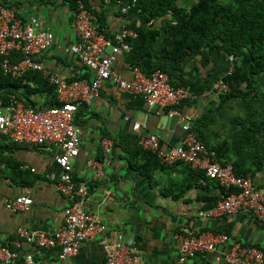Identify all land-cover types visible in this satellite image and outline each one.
<instances>
[{"label":"crops","instance_id":"0c3cea01","mask_svg":"<svg viewBox=\"0 0 264 264\" xmlns=\"http://www.w3.org/2000/svg\"><path fill=\"white\" fill-rule=\"evenodd\" d=\"M10 1L17 15H33L41 29L53 31L52 44L38 56L49 71L64 79L86 82L93 79V71L66 50L77 40L71 25L75 9L67 0ZM86 1L94 16L100 17L104 33L112 35L127 26L128 17L118 10L116 3ZM196 1L177 0V4L187 8ZM228 57L226 52L212 49L207 58L193 52L174 62L161 57L157 42L150 61L155 65L165 61L171 66V82L187 88L191 94L183 102L182 111L195 120L217 106L218 94L211 91V85L231 70ZM131 68L127 53L119 55L112 65L113 71L125 79L131 77ZM29 85L34 84L29 82ZM50 96L45 91L31 98L35 107L42 109ZM75 122L81 128V135L72 174L76 180L88 183L90 197L85 208L101 216L105 230L86 240L76 254L59 264H104L107 250L117 241L119 233L125 241L134 242L132 264H228L224 252L234 242L259 248L264 253V222L246 211L214 213L217 201L233 189L224 188L203 170L184 162L154 166L152 159L130 155L129 149L142 148L138 135H157L165 149L182 143L184 132L178 119L168 116L165 109L149 106L142 95L119 87L109 78L90 103L79 107ZM134 122L140 123L139 131L133 130ZM206 132L212 145L226 138L219 126L212 125ZM133 135L135 141L130 138ZM57 152L58 149L49 145L16 143L0 134V243L14 239L19 226L51 233L61 225L69 198L58 191L56 179L49 177L60 171L54 160ZM93 161L97 162L96 166ZM149 162L153 168H149ZM145 163L148 172L135 168V164ZM25 164L28 168L23 167ZM249 167L256 190L264 196V159L259 168L251 164ZM98 171L101 173L97 174ZM21 194L32 198L28 209L12 212L5 208V199ZM183 229L194 233H225L229 241L211 253L181 261L174 234ZM19 252L15 264L23 263L25 253H31L36 261L58 264L55 248L23 243ZM251 264H264V258Z\"/></svg>","mask_w":264,"mask_h":264},{"label":"built area","instance_id":"2783aa9c","mask_svg":"<svg viewBox=\"0 0 264 264\" xmlns=\"http://www.w3.org/2000/svg\"><path fill=\"white\" fill-rule=\"evenodd\" d=\"M136 0L121 3L116 0L120 12L126 14L135 5ZM71 25L76 41L66 50L73 53L83 65L93 71L90 82L79 79H64L49 71L38 59L40 53L49 47L54 38L50 29H41L37 17L18 16L15 9L0 5V67L4 74L19 77L26 71L36 70L45 75L54 85L58 105L35 109L26 106L15 95L8 101L0 100V134L9 140L30 145H49L58 149L54 160L60 171L50 174L56 179L58 191L69 198L63 209L62 223L51 233L32 230L19 226L15 237L6 243H0V264H15L23 243L39 248H55L58 264L77 253L88 239L105 230V223L100 215L85 208L90 197V187L86 181H77L72 174L73 160L79 154L81 128L75 122L79 107L87 105L96 97L105 80L111 78L121 88L140 94L149 106L165 109L170 117H176L184 132L182 143L165 149L155 134L138 135L142 148L154 153L162 164L184 162L192 168L201 169L205 174L226 189H233L217 201L214 213L235 214L246 211L264 222V196L255 188L249 175H237L232 165H222L215 151H207L203 143L192 130L193 118L182 111L180 104L191 94L183 86L171 84L166 72L156 69L149 74L139 66L131 68V77L125 79L116 74L112 65L119 55L127 53L131 46L129 38L136 32L123 26L112 36H106L99 30L94 14L83 2L78 1L71 18ZM20 54V59L13 60V54ZM229 61L234 57L229 55ZM228 85L222 78L211 85L216 94L227 91ZM141 125L134 122L133 130L139 131ZM93 166L97 164L92 162ZM28 168V165H23ZM34 171V168H30ZM98 171L97 174H100ZM32 203L29 195L21 194L5 199V208L15 212L25 210ZM178 245L179 259L185 260L196 254L211 253L220 244L227 243L225 233H194L183 229L174 234ZM133 241H125L123 235H117V241L107 250L104 264H132ZM228 264L260 263L264 258L261 249L234 242L224 252ZM22 264H48L36 261L31 253H25Z\"/></svg>","mask_w":264,"mask_h":264},{"label":"trees","instance_id":"16d2710c","mask_svg":"<svg viewBox=\"0 0 264 264\" xmlns=\"http://www.w3.org/2000/svg\"><path fill=\"white\" fill-rule=\"evenodd\" d=\"M67 1L73 9L78 1L90 9L86 0ZM109 1L116 3V0ZM0 5L14 7L10 0H0ZM124 15L128 17L127 27L136 32L135 37L128 39L131 46L127 52L128 61L146 74L160 69L169 76L171 66L168 63L155 65L150 61L157 42L161 57L174 62L193 52L207 58L212 49L234 57L230 61L231 70L222 76L228 85L227 91L219 93L217 106L193 120L191 126L207 151H215L222 165L230 163L235 174L249 175V164L259 168L264 159V0H197L187 8L179 6L177 0H136ZM95 18L99 30L104 33L100 17ZM11 58L18 60L20 54L15 53ZM45 91L51 93L46 107L58 105L54 85L42 72L30 70L12 77L4 74L0 67V100L3 103L10 95H15L26 106L38 109L31 96ZM212 125L222 127L226 135L223 141L213 145L206 135ZM130 138L137 139L134 135ZM128 152L134 158L152 159L154 166L164 165L144 148ZM145 167L146 163L135 164L143 173L148 172Z\"/></svg>","mask_w":264,"mask_h":264}]
</instances>
